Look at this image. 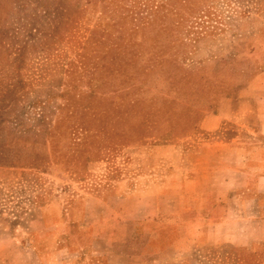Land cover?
Wrapping results in <instances>:
<instances>
[{"label":"rangeland","instance_id":"374dc122","mask_svg":"<svg viewBox=\"0 0 264 264\" xmlns=\"http://www.w3.org/2000/svg\"><path fill=\"white\" fill-rule=\"evenodd\" d=\"M263 70L264 0H0V264H243L122 195L233 136L199 123Z\"/></svg>","mask_w":264,"mask_h":264},{"label":"crops","instance_id":"0c3cea01","mask_svg":"<svg viewBox=\"0 0 264 264\" xmlns=\"http://www.w3.org/2000/svg\"><path fill=\"white\" fill-rule=\"evenodd\" d=\"M231 102L239 107L229 108ZM228 123L239 125L233 136L197 144L189 152L190 165L185 159L155 188L122 196L126 205L138 196L149 210L154 201L155 214L142 212L134 222L175 225L182 245L200 239L230 247L243 264H264V70L237 98H225L223 108L204 115L199 129L215 132ZM170 197L178 207L163 212ZM109 198L105 203L115 204L120 197Z\"/></svg>","mask_w":264,"mask_h":264}]
</instances>
